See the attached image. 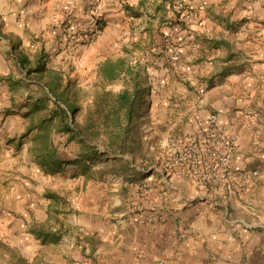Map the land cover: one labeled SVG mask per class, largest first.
<instances>
[{
    "label": "crops",
    "instance_id": "1",
    "mask_svg": "<svg viewBox=\"0 0 264 264\" xmlns=\"http://www.w3.org/2000/svg\"><path fill=\"white\" fill-rule=\"evenodd\" d=\"M85 1L73 0L68 7L61 0L58 7L54 0L46 11L42 4L22 7L13 0L9 16L0 7V32L10 33L9 41L0 36V107L15 98L11 82L16 78V58L24 55L18 49L30 35L50 31L69 14L79 19ZM100 1L107 24L116 20L117 27L126 18V6L146 9L137 17L125 14L152 28L145 33L157 40V70L149 74L158 77L160 93L169 72L185 84L190 81L184 85L187 100L180 127L186 130L194 118L217 115L236 139L230 162L234 175L246 170L257 176L245 182L235 178L229 190L153 171L145 179L149 192L138 201L148 213L173 210V219L148 224L132 214L130 205L135 202L123 203L113 214H94L84 228H77L83 234L76 242L66 245L62 238L56 254H48L41 264H264V0H184L191 18L179 21L172 0ZM89 16L86 11L80 23L87 25ZM9 43L21 47L9 49ZM3 76L7 83L1 81ZM193 88L198 96L191 99ZM160 96L149 88L143 106L155 126L179 103L174 87ZM107 208L108 204L105 212ZM17 260L18 255L7 264Z\"/></svg>",
    "mask_w": 264,
    "mask_h": 264
},
{
    "label": "rangeland",
    "instance_id": "2",
    "mask_svg": "<svg viewBox=\"0 0 264 264\" xmlns=\"http://www.w3.org/2000/svg\"><path fill=\"white\" fill-rule=\"evenodd\" d=\"M10 1L13 0H0L2 13L7 16L13 13ZM53 1L17 0V3H21L22 7L31 6L32 3L34 6L42 4L47 11ZM62 1L69 7L68 2L73 0ZM87 1L81 3V10H84L79 19L69 14L54 27L49 23L52 27L50 31L46 30L38 36L30 35L25 47L20 48V43L18 48L21 50L17 48L31 61H41L46 69L59 74L61 87H69L68 96L81 109L77 116L78 122H83L85 109L97 91V65L106 58H124L136 67L140 76L145 75L147 85L155 95H165L170 87H174V99L179 103L168 109L165 115L167 119L156 126L150 124V113L145 111L146 108H141L137 120L140 150L133 154L104 156V145L93 142L91 145L97 149L92 160H87L82 156L84 151L79 141L76 138L69 139L67 133L52 128L46 140L35 138L40 121L48 118L53 107L48 99L53 98L37 80L35 72L28 76L17 66L16 78L11 82L15 98L11 104L6 102V105L0 107V264H7L17 255L16 264H41L48 254H56V245L62 238V243L65 241L66 245L76 242L83 234L77 228H84L94 214L103 217L105 213L113 214L123 203L135 202L130 205L134 216H139L141 212L147 214V210L141 208L142 203L138 201L149 192L148 180L145 179L153 171L166 175L163 162L176 149L179 142L177 135L182 138L185 131L180 127V120L186 110L184 85L189 86L190 81L186 80L185 84L178 75L169 72L165 76L164 92L160 93L158 77H154V81L149 74L157 70L154 59L157 40L145 33L146 29L152 28L142 24L139 17L129 19L126 10L123 14L126 18L120 27L113 25L116 20L107 24L106 11L102 10L101 1ZM172 3L175 12L178 5L183 10L186 8L183 0H172ZM56 4L60 7L61 0H56ZM147 8L153 9L150 4H147ZM133 9L140 14L146 10L135 6ZM86 11L90 14L87 25L86 22L80 23ZM176 15L179 21V13L176 12ZM96 20L101 22L100 26H95ZM0 36L10 40L8 32H0ZM8 47L13 49L14 46L9 43ZM6 78L3 76L1 81L7 83ZM125 86L127 80L123 79L106 84L107 89L112 91ZM193 90H190L193 93L191 99L198 96L197 91ZM41 100V106H36ZM29 127L34 128L26 133ZM45 141L46 145L43 144ZM47 146L56 152L55 156L61 162L60 170L51 171L38 161L37 151ZM106 204L107 212L103 209ZM166 211L173 212H158ZM81 221L83 225L77 226V222ZM35 228L55 231L59 233V239L57 242L43 241L33 234ZM32 255L35 256L31 261Z\"/></svg>",
    "mask_w": 264,
    "mask_h": 264
},
{
    "label": "trees",
    "instance_id": "3",
    "mask_svg": "<svg viewBox=\"0 0 264 264\" xmlns=\"http://www.w3.org/2000/svg\"><path fill=\"white\" fill-rule=\"evenodd\" d=\"M125 10L133 17L139 15L133 7L126 6ZM216 43H214L215 46H217ZM13 50H16V47H13ZM17 63L28 76L35 72L37 80L44 85L53 98V100L48 99L53 107L48 118L40 121L35 138L46 140L52 128L57 132L67 133L69 139L76 138L79 141L84 151L82 156L87 160H92L97 149L91 145L93 142L104 145L106 150L104 156L133 154L136 150H140L141 141L137 120L145 104L149 87L145 75L140 76L136 67L131 66L124 58H106L98 63V81L95 85L97 91L93 93L91 103L85 109L82 123L77 120L81 109L77 102L68 96L69 87H61L59 74L46 69L41 61H31L24 55H17ZM120 79L127 80V86L117 91L107 89L106 84ZM41 104L42 100L35 105L40 107ZM33 128L29 127L26 133ZM43 144L46 145L47 142ZM37 153L38 161L42 166L51 171L61 169V162L51 147H41ZM32 232L43 241L57 242L59 239V233L55 231L35 228Z\"/></svg>",
    "mask_w": 264,
    "mask_h": 264
},
{
    "label": "built area",
    "instance_id": "4",
    "mask_svg": "<svg viewBox=\"0 0 264 264\" xmlns=\"http://www.w3.org/2000/svg\"><path fill=\"white\" fill-rule=\"evenodd\" d=\"M176 9L181 20L191 18L190 13L185 12L181 5ZM97 20L94 24L100 26L101 22ZM235 148V137L228 132L227 125L217 115L194 118L172 155L163 162V170L166 174L191 179L202 187H224L230 190L235 178L245 182L257 176L256 171L246 170L234 175L230 162ZM139 216L148 224H164L174 218L171 211L147 214L141 212Z\"/></svg>",
    "mask_w": 264,
    "mask_h": 264
}]
</instances>
